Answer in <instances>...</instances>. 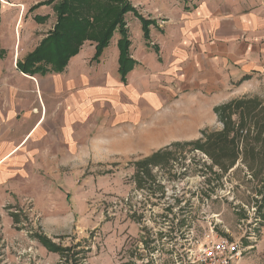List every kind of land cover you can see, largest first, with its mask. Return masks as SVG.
Wrapping results in <instances>:
<instances>
[{"label":"rangeland","instance_id":"1","mask_svg":"<svg viewBox=\"0 0 264 264\" xmlns=\"http://www.w3.org/2000/svg\"><path fill=\"white\" fill-rule=\"evenodd\" d=\"M42 11L50 33L55 13ZM187 100L134 129L108 119L71 164L0 206V264H191L208 236L243 242L260 231L264 77L233 84L218 103Z\"/></svg>","mask_w":264,"mask_h":264},{"label":"crops","instance_id":"2","mask_svg":"<svg viewBox=\"0 0 264 264\" xmlns=\"http://www.w3.org/2000/svg\"><path fill=\"white\" fill-rule=\"evenodd\" d=\"M1 1L0 206L24 195L31 180L56 175L63 160L71 164L78 145H87L96 128L107 129L108 119L113 128H138L161 107L189 98L218 103L233 84L264 77V0H131L151 24L145 38L128 12L124 28L134 64L125 83L118 32L97 59L96 44L85 41L62 72L21 73L18 61L37 48L45 37L40 32L48 33L41 28L48 5L31 9L49 0ZM39 16L46 19L37 23ZM219 214L232 228L231 214ZM243 245L238 264H264L263 225Z\"/></svg>","mask_w":264,"mask_h":264},{"label":"trees","instance_id":"3","mask_svg":"<svg viewBox=\"0 0 264 264\" xmlns=\"http://www.w3.org/2000/svg\"><path fill=\"white\" fill-rule=\"evenodd\" d=\"M111 2L108 0H49L33 7L32 11L39 8V6H52L56 22L53 31L48 33L38 47L25 56L23 60L18 61L17 70L31 76L62 72L70 57L79 52L84 41L96 44L94 57L97 59L108 46L113 33L117 31L120 34L118 41L119 73L121 74L122 83H125L126 76L129 74L134 61L129 58L130 43L127 41L123 17L127 12L134 13V10L128 3L116 1L115 5L110 6L113 3ZM137 17L143 35L147 38L149 34L148 26L151 23L144 18ZM45 19L46 17H35L37 23ZM3 55L4 52L0 50V58ZM50 244L47 240L43 241L45 248L55 249Z\"/></svg>","mask_w":264,"mask_h":264},{"label":"built area","instance_id":"4","mask_svg":"<svg viewBox=\"0 0 264 264\" xmlns=\"http://www.w3.org/2000/svg\"><path fill=\"white\" fill-rule=\"evenodd\" d=\"M0 2L2 1L0 0ZM249 231L247 236H243L244 240H255L258 231ZM207 239L198 253L190 258L191 264H238L248 248L243 245L241 239L213 238L211 236H208Z\"/></svg>","mask_w":264,"mask_h":264}]
</instances>
